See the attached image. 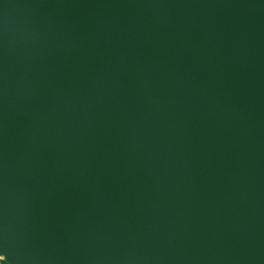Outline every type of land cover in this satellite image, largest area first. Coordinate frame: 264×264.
<instances>
[{
    "label": "water",
    "instance_id": "1",
    "mask_svg": "<svg viewBox=\"0 0 264 264\" xmlns=\"http://www.w3.org/2000/svg\"><path fill=\"white\" fill-rule=\"evenodd\" d=\"M7 264H264V0H0Z\"/></svg>",
    "mask_w": 264,
    "mask_h": 264
},
{
    "label": "snow or ice",
    "instance_id": "2",
    "mask_svg": "<svg viewBox=\"0 0 264 264\" xmlns=\"http://www.w3.org/2000/svg\"><path fill=\"white\" fill-rule=\"evenodd\" d=\"M0 264H7V256L2 248H0Z\"/></svg>",
    "mask_w": 264,
    "mask_h": 264
}]
</instances>
